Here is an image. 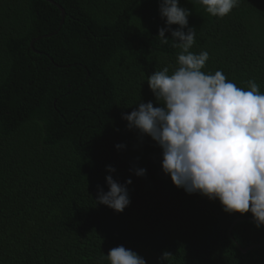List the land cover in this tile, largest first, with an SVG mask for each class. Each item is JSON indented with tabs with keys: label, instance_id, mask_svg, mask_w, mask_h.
<instances>
[{
	"label": "trees",
	"instance_id": "obj_1",
	"mask_svg": "<svg viewBox=\"0 0 264 264\" xmlns=\"http://www.w3.org/2000/svg\"><path fill=\"white\" fill-rule=\"evenodd\" d=\"M52 1L63 22L49 1L0 0V264H109L118 246L146 264H264V226L175 186L159 145L122 118L159 106L147 78L178 67L180 49L157 36L160 0ZM179 4L190 51L209 53L202 71L264 93V0L223 18ZM107 175L132 181L122 212L95 201Z\"/></svg>",
	"mask_w": 264,
	"mask_h": 264
},
{
	"label": "clouds",
	"instance_id": "obj_2",
	"mask_svg": "<svg viewBox=\"0 0 264 264\" xmlns=\"http://www.w3.org/2000/svg\"><path fill=\"white\" fill-rule=\"evenodd\" d=\"M214 17L227 16L241 0H191ZM159 12L166 27L158 30L161 44L172 41L180 49L178 67L154 71L147 82L155 101L140 102L130 113L122 114L127 127L152 138L162 149L161 166L178 188L218 199L229 214L251 213L256 227L264 226V93L252 80L248 89L226 80L221 70L202 71L209 59L207 51H190L196 31L188 26L191 11L179 0H160ZM178 25L173 29L172 25ZM187 29V31H185ZM171 33V38L165 36ZM117 149L124 147L117 144ZM109 172H115L111 165ZM143 176L146 169L137 168ZM108 191L98 186L96 203L122 212L130 204L127 185L106 176ZM172 254L165 251L162 261ZM109 264H146L137 252L124 246L107 254Z\"/></svg>",
	"mask_w": 264,
	"mask_h": 264
},
{
	"label": "water",
	"instance_id": "obj_3",
	"mask_svg": "<svg viewBox=\"0 0 264 264\" xmlns=\"http://www.w3.org/2000/svg\"><path fill=\"white\" fill-rule=\"evenodd\" d=\"M46 1H49L50 3H53L54 5H56L57 7H58V9L62 12V21L61 22H63V19H64V16H65V11H64V9L62 8V7H60L58 4H56L54 1H52V0H46ZM240 220V219H239ZM238 220H236V222H237ZM235 222V223H236ZM230 236H232L231 235V232H230ZM241 249V251L242 252H246L247 251V249H242V248H240Z\"/></svg>",
	"mask_w": 264,
	"mask_h": 264
}]
</instances>
